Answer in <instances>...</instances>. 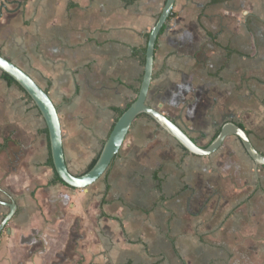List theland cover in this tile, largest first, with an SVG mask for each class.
Returning <instances> with one entry per match:
<instances>
[{"label": "crops", "instance_id": "crops-1", "mask_svg": "<svg viewBox=\"0 0 264 264\" xmlns=\"http://www.w3.org/2000/svg\"><path fill=\"white\" fill-rule=\"evenodd\" d=\"M165 3L0 0V54L57 106L72 173L136 99ZM21 91L0 77V224L17 206L0 264H264V167L237 136L199 156L139 116L106 174L75 189L53 182L46 121ZM148 101L201 146L234 122L264 154V0H176Z\"/></svg>", "mask_w": 264, "mask_h": 264}, {"label": "water", "instance_id": "water-1", "mask_svg": "<svg viewBox=\"0 0 264 264\" xmlns=\"http://www.w3.org/2000/svg\"><path fill=\"white\" fill-rule=\"evenodd\" d=\"M176 0H166L163 10L152 28L145 51L144 75L136 99L117 119L108 139L103 144L102 150L95 164L81 174L72 173L67 165L64 147L63 133L57 106L46 92L25 70L13 61L0 54V70L7 73L25 90L40 111L46 121L51 154L54 168L62 181L75 189H87L98 181L108 171L114 159L118 156L130 130L136 119L142 114L149 115L162 129L176 139L187 151L199 156H208L218 151L225 140L230 136H237L246 153L254 161L257 167H264V154L255 148L245 128L234 122L225 123L215 139L207 146L199 145L183 128L148 101L149 91L153 80L155 50L158 37L169 20ZM9 213L0 224V235L13 217L16 211V203H9Z\"/></svg>", "mask_w": 264, "mask_h": 264}, {"label": "trees", "instance_id": "trees-1", "mask_svg": "<svg viewBox=\"0 0 264 264\" xmlns=\"http://www.w3.org/2000/svg\"><path fill=\"white\" fill-rule=\"evenodd\" d=\"M147 36H149V35H147ZM143 62L145 63V59L143 60ZM0 77L3 78L4 80H6L8 84H14V85L19 86L25 92V90L15 81V79L13 77H11L10 75H8L7 73H5V72H3L1 70H0ZM25 94L29 98V100L32 101V99L30 98V96L26 92H25ZM132 102L133 101H131L130 103H128V105L124 109H117L116 110L118 112V114H119V117H120V115H122V113L125 111V109L128 108L131 105ZM143 115H145V116L149 117L151 120H153L149 115H147V114H143ZM240 126L244 128L243 124H240ZM46 132L48 133V129L46 130ZM218 133H217V135H218ZM97 159H98V157L96 159H94V161L91 163V165H90L89 168H91L95 164V162L97 161ZM48 164L54 168V163H53V158H52L51 151H50V157H49V160H48ZM58 181L59 182H63L62 179L57 174V172L55 171V168H54V179H53V182H58Z\"/></svg>", "mask_w": 264, "mask_h": 264}, {"label": "rangeland", "instance_id": "rangeland-1", "mask_svg": "<svg viewBox=\"0 0 264 264\" xmlns=\"http://www.w3.org/2000/svg\"><path fill=\"white\" fill-rule=\"evenodd\" d=\"M14 85V84H13ZM17 86V85H16ZM21 89V88H20ZM22 90V89H21ZM21 93H22V95L25 97V92L22 90L21 91ZM25 94V95H24ZM140 119H148V121H151V123H154L153 121L154 120H151L149 117H147V116H145V115H141L140 116ZM160 130H162V128H159ZM162 131H165V130H162ZM165 133L167 134V132L165 131ZM197 137H198V141L201 143V144H203V145H207L208 143H209V136L208 135H206V134H203V136H202V133L200 134V133H197L196 132V134H195Z\"/></svg>", "mask_w": 264, "mask_h": 264}]
</instances>
